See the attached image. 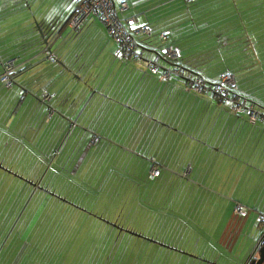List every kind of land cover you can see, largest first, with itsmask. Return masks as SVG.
Segmentation results:
<instances>
[{"label":"rangeland","instance_id":"1","mask_svg":"<svg viewBox=\"0 0 264 264\" xmlns=\"http://www.w3.org/2000/svg\"><path fill=\"white\" fill-rule=\"evenodd\" d=\"M35 2L36 3L32 2L28 9H26L24 5H19L13 9L11 7L13 0H0V55L6 54L11 59L20 55L21 52L17 53V50L28 44L25 38L19 39V37L23 34V31L30 28L29 23L35 20L34 15H42L49 13L50 11H52L51 15H55L57 12L56 9H59L60 2L63 3L64 0H50L48 3L43 0H35ZM54 3L58 4H56L53 9L52 6ZM3 5H5L4 8H2ZM12 9L13 11L11 12L10 10ZM23 10H26V14L28 15L22 14L21 12H23ZM38 10H40V12ZM28 16L30 21L25 22ZM183 35L184 34L170 36L166 43L159 41L157 35H153L150 40L153 41L154 44H157V47L159 46L157 48V53L164 56H166L165 45H180L186 43L185 47L187 50L185 55L191 56L190 64L195 69L194 74L196 75L195 77H191V82L192 79L194 82V78L199 77L200 75L201 77L203 76V81L207 82L208 80L204 78L205 76L209 79H214L217 75H220L222 71L233 69L232 71L236 75V81L239 82V86L243 89L241 91H247L241 93L247 94L258 101L264 100V43L258 45V53L253 54L252 52V57H249L246 54H241L239 50L236 51V48L228 50L229 47L226 46L227 43L223 44V48H216L212 43L188 41L186 37L181 38ZM190 43H192V46H189ZM203 46H205V49H202ZM229 46L235 47L232 44H229ZM147 51L146 56L149 61L152 56L154 57V52L149 51L148 53ZM171 58L174 59L176 57ZM12 61L15 62V60ZM166 63L167 65H176L174 62H165V64ZM252 64H256V66L254 65V67L250 68L246 67L247 65ZM145 66L148 71L146 76H148L149 68L147 64H145ZM166 68L169 69V67ZM143 70L144 67L142 65L140 71ZM174 71H169L171 77L174 76ZM175 73L181 74L179 71H176ZM59 76L60 75L57 74L54 78H58ZM68 78L66 91H71L75 86V83L70 82L72 78L70 75ZM218 80L214 81V83ZM87 81L88 85L96 84V86L99 87V93L102 95V98L106 97L104 95L105 92H112V95H115L114 100H116L117 97H121L120 93L115 90L117 88H122V86L120 84L115 86L117 82L114 80L113 75H97L95 80L93 77L89 76ZM133 87L137 89L138 86L132 85L130 89L133 90ZM8 90L9 89H5L4 92L6 93ZM13 90L14 91L10 93V96L6 97L4 100H2V98H4L5 95L3 96L0 92V104L3 101L2 105L4 106L3 112L0 115V132L6 131L5 138L8 136L11 139L13 138L11 135L12 130L17 134L19 128L27 129L34 121V118H32L34 111L25 114L23 108L21 110L18 108L14 115L7 116V112L9 114L12 107L13 99L16 100L19 96L18 92L15 89ZM156 91H159V89ZM201 93H204V91L199 94ZM13 95L15 98H12ZM95 96L97 97V95ZM96 97H93L91 103L97 101ZM238 97L240 98L238 101L240 104L243 100H248V97L242 94H238ZM20 99H18L19 102ZM249 100H251V98H249ZM18 101L17 104L19 106L20 103H18ZM52 104L56 109L54 115L50 118V123L48 124L49 130L51 131L50 136L54 135L53 128L55 126L58 133L62 132V135L64 134L63 137L69 136L67 141L70 138L71 139L68 144L66 141L61 150H64L65 152L71 151V156H73V158L69 155L66 156L67 160L64 165L67 170L60 172L62 176L70 178L68 186L69 190L67 191L68 187L61 189L60 186L62 184L58 181L56 193L64 195L68 200L80 205L83 209L96 217L98 220L84 213V218L86 220L89 219L92 225L98 227V229L92 231L88 235L85 230H81L79 235L76 236L72 235L69 230L65 231V228L59 226V228L55 230L57 234H60L59 239L54 238V241L52 243L50 242L47 246L51 254H48L49 264H199V257L207 259L212 263L216 262L219 264L225 262L226 264H234V261L237 262L238 242L241 239H244L245 242H247L249 237L252 239L256 235L253 226L255 222L257 223L256 216H258V214H254L251 210L258 209L259 207L261 208V202L264 198H259V195L264 193V158H257L258 153L252 148L254 141L251 142V140H249L248 134L247 139H245L246 131L244 127H242L244 131L240 138L242 146H237L235 149H227L226 153L223 152L221 154L220 152L218 156L219 159H217L216 162L206 163L205 156L202 158L200 157V154L197 155V160L201 158V160H204L205 162L201 167L202 173L197 171L200 165H191L193 147H189L187 152L189 154L188 157H191L186 159L188 162L187 168L189 169V166L191 165L193 173L187 171L182 173L180 172L182 169H179L174 173L173 177L175 181L173 182L172 187H164L162 192L164 194L163 196H166V192L169 195L167 198L169 200L172 199L171 196H174L176 190L180 188L182 183L183 185H181V187H185L189 190V192L193 194V198L196 197L193 204L191 202L190 204L184 205L182 210L175 214L183 222L182 227L185 228L183 234L188 235L179 237L180 239H184V241L186 240L185 243L183 241L173 244V246H168V244H166L168 241L165 240L163 244L168 246L166 247L160 242L162 236L158 235H155L156 239H158V241L155 240L157 241V245L152 244L154 241L142 243L140 242V239L134 240L132 239V236L127 233H122L119 241V234H117V239L115 242H112L113 237H110L109 235L111 234L112 228L115 229L114 232L117 230V233L123 228L116 225V223H113L115 218L117 220L120 217L119 223L126 227H128L129 223L132 221V217L129 216V211L132 207L136 211L137 206L134 199L136 196H140V193L136 191L138 185L144 186V190L149 192V194H146V199L151 207H157L159 202L164 199V197L162 199L155 194L156 188L159 184L154 186L155 183H145L143 179L144 172L142 170V164L145 163L144 160L148 158L144 157L145 149H142V146L137 142L144 139L145 143L148 137L140 135L142 128L137 130L135 139L131 136L136 129L135 125L138 126V124L142 122V120L140 122L134 121H137L139 116L145 118V114H138L136 112V114L139 115L137 117L136 114L131 113L129 120L123 122V118L119 119L117 116L118 107H113L111 111V118L113 120L111 122L113 123L111 126H109L108 123H104L100 126L102 121L98 120L96 113L91 116L90 114L86 115V112L82 115L79 113L76 117H74L73 114L72 116L75 120V125L72 127L69 125L68 117H65L64 119L62 118L64 117V113L68 112H65L66 109L64 106L61 103L58 104L57 100H53ZM246 104L251 105L253 102L245 101L242 105V109L245 110L243 114L247 115L246 111H249V108ZM71 114L72 113H67L68 116H71ZM62 119L63 123L58 128L57 125L61 123ZM147 119L149 118L147 117ZM5 121H9V123H6ZM257 122V124L255 123L254 130L258 127L262 128V126H260L261 121ZM197 124L198 122L195 124V127ZM162 126L168 127L167 124H163ZM252 126L253 125H251V127ZM15 127L18 130H15ZM150 131H152V129H150ZM72 134H74L73 137H71ZM94 134L99 136V140L96 145H91V156H89L87 161L80 166V171L76 172V168L79 167L78 163H80L78 160L81 157L84 148L88 147L89 141ZM0 135H2V133H0ZM24 135V137L27 136V130ZM151 140L153 143H161L164 149L160 152L159 149L155 150L156 147H154L155 152L152 155L156 158L159 153H161L159 155L161 157L167 154L169 155L168 152H165V150L168 149L169 144L167 138L161 137L159 132L157 133L154 131ZM12 142L13 141H10L8 144L11 145ZM6 144L7 140L5 139L4 143L0 146V160H5L7 167L14 166L17 159L9 161L10 156H7L5 153L10 151L11 146ZM42 145L43 142L41 141L38 144V148L41 149ZM133 147H138V149H136L138 152L128 151V149ZM94 151H110L109 153H112L113 156H118L116 160L115 158L113 159V164L110 161H105L102 174H104V172L108 173L107 183H105L101 189L100 187L98 188L95 182L96 177L93 179L95 175L91 172L87 173L91 168L95 170L99 164L98 162L93 163V160L91 159ZM151 151H153L152 148H149V152ZM84 157L85 155L82 156L83 159ZM128 157L129 160H137L136 172H133L129 166ZM40 158L43 159V157L37 156L34 166L37 170L42 163ZM7 161H9V163ZM75 161L76 163L78 162V165L76 164V166H74ZM100 168L101 166L99 169ZM28 169L29 167L23 171V176L32 177L35 182H39L40 184L46 183L51 185V176H49V173L43 178V170L40 171V168L38 171L32 172V175V170L29 171ZM69 170H75V173L70 174ZM190 170L191 168L189 171ZM164 171H168V176L173 175L171 168H168L167 166L164 167ZM184 173L185 175H188L187 177L185 176L186 178L183 175ZM83 175L86 178L85 182L82 178ZM161 178L162 176L159 178V181H156H163L164 179ZM70 188H74L75 190L79 188L81 195L77 197L73 196L70 192ZM4 191L5 186L0 184V211L6 208V204L7 210L10 207V201L5 203L6 199L3 198L2 202ZM29 198L30 196L27 199ZM173 202L174 201L168 202L165 200V204H167L168 208H171L173 205L176 207V203L173 204ZM42 203H45V207L51 206L50 203H52L53 206L56 205L53 200L49 203L48 198L46 201L44 198ZM240 203H246L245 205L248 206V211L246 212L247 216L234 214L235 206ZM46 211L48 213L49 209ZM29 212L30 210L25 213V216L21 221V224L23 223L22 227L21 224L15 227L18 225L17 219L13 225L8 228L7 234L5 230L0 233L1 236L4 233L8 236L2 243L0 242V264H23L24 262L25 264H44L45 259L43 258H40L38 261H36V258L35 260L33 259L38 254V245L35 244L38 243V241L30 236L27 237V234L29 233L27 227H32L31 230L37 227L35 226L36 216H34L33 213L31 214V217L26 218ZM79 213L80 212L75 211V216L79 217ZM99 220H101L103 224H109L111 228H106V225L102 227V222ZM68 222L69 219H66L67 224ZM20 227L22 229L19 231L18 229H20ZM13 228H15L16 231L9 234V231ZM68 228L71 230V226L68 225ZM130 229H133V231H143L144 233L147 232V230H141L140 226L135 225L130 226ZM23 246H25L23 250L25 256L21 260V256L19 255ZM167 248L173 250L170 251ZM28 254H30L29 259H27Z\"/></svg>","mask_w":264,"mask_h":264},{"label":"crops","instance_id":"2","mask_svg":"<svg viewBox=\"0 0 264 264\" xmlns=\"http://www.w3.org/2000/svg\"><path fill=\"white\" fill-rule=\"evenodd\" d=\"M43 1H47L48 3L50 0ZM68 1L69 0H64L63 3L60 2V6L62 7L59 6V9H56V13L63 12V8H65V4H67ZM19 2H21L22 4ZM32 2L36 3L35 0H13V4L11 5V7L13 9L19 5H24L27 7L30 6ZM113 2L116 5L121 3L126 4V9L124 13L120 14V18L124 22V26L128 30L127 32H131L132 28L127 23L125 24L124 20L126 18L135 16L138 19V24L141 27L150 28L153 32V35L166 33L167 37L164 41L165 43L170 36L184 34L181 38L186 37L187 40L191 42L201 41L212 43L216 48H223V44L227 43L226 46L229 47L228 50L231 48H236V51L239 50L241 54H246L249 57H252V52L253 54L258 53V45L264 43V0H194L191 2H186L185 0H113ZM56 4L58 3H54V5L52 6L53 9ZM4 7L5 5L2 6V8ZM72 7L73 4H71L69 11ZM13 9L10 11L12 12ZM38 11L40 12V10ZM51 12L52 11L42 15L35 14V20H33V22H35L37 26V24L40 23L43 18L51 16ZM21 13L24 15H28L26 14V10H23V12ZM71 13L72 9L70 11V14ZM69 15L64 19L63 24L59 27V29H57L56 38L52 41L53 44L51 46V51L54 52L58 59L60 58L61 61L67 63V65L72 69L80 66L82 69H80L78 73H84L87 76L93 77L94 80L97 75H113L114 80H116L117 82L115 86L120 84L122 88H117L115 90L120 93L121 97H117V99L114 100L115 95L113 96L112 92H105L104 95L106 97L102 98V95L99 93V87H97L96 84L90 85L89 89L85 86L76 85L72 88L71 94L68 96L67 100L62 104L66 109L65 112L68 111V114L71 113V110L66 108L68 102L73 96H78V94H80V92H82L83 90L88 91L89 94L91 93L90 97L84 104V108L87 106V109L85 111L86 115L90 114L91 116L92 114L96 113L98 120L102 121L100 126L108 122L113 123L111 122L113 121L111 118V111L113 107H118L117 116L119 117V119L123 118V122L129 120L131 113L136 114L135 111L131 110V106L129 105L137 107L138 110L144 107L147 109L149 108V113H146H148V115H151L152 119L154 117L156 121L147 119V117L142 118L141 116L136 114L137 117L139 116V119L137 121L135 120L134 122H140L141 120L142 122H140L138 126L135 125L136 129L133 131L131 136H133L135 139L137 130L142 128L140 135L148 137L145 143L144 139H142L140 142H137L142 146V149H145L144 157L148 158L144 160L145 163L142 164V170L144 172L143 179L145 183H155L154 186L159 184L155 191V194L159 198L163 199L164 197V194L162 193L164 187H172V184L175 181L173 176L177 170L182 169L180 171L182 173L184 171L193 173L191 165L195 164L196 166L200 165L197 171L202 173L201 167L203 166V164H205V162L204 160H201V158L197 160L198 154H200V157L202 158L203 156H205L206 163L216 162V160L219 159L218 156L220 152L221 154L223 152L226 153L227 149H235V147L237 146H242V144L240 143V138L242 132L244 131L242 127H244L246 131L245 139H247L248 134L249 140H251V142L254 141V147L252 146V148L255 149L258 153L257 158H264V117L260 118L259 120L261 121L260 126H262V128L258 127L256 128V130H254L255 125L258 122H256V124L253 125L252 128V124L250 125L249 123V116L247 118V115L243 113L240 116H233L231 110L232 103L229 101L216 100L214 97H212V95H210L208 91H204V93L201 94L191 92L189 90H186V84H184V82L182 81H161L160 79L147 80L146 75L148 71L145 64H147L149 68L150 63H146L145 59H143L147 57V50L148 53L149 51L154 52V57L152 56L150 60L152 59L154 61L153 63L157 62L159 64L158 66L162 70L163 74H167V72L174 69L179 70L180 68L182 69L184 75L195 77V69L190 64L191 56L185 55V52L187 50L185 47L186 43L180 45H165L166 56L161 54V56H158L156 54L157 52H155V48L152 47H136V53L139 58H137L134 63L127 64L121 59L118 45L114 40H110L109 36L107 35L106 29L96 17H90L85 22L83 28L80 30L81 32H76L72 31V29L67 25V19L69 18ZM28 21H30L29 16L25 20V22ZM33 22L31 21L29 25L31 26ZM229 44H232L235 47H230ZM189 46H192V43H190ZM23 48L24 47L19 48L17 50V53L21 52V54L15 56L19 71L16 75V79L12 85V88L5 93V88L0 82V92L3 94V96L5 95L4 98H2L3 96L1 97L2 100L10 96V93L14 91L13 89L18 92L21 98L20 102L18 101L20 105L18 106V104H16L17 107L15 105V107L10 110V115L7 112L8 117L14 115L18 108L19 110L23 108V110H25V114L34 111V115L32 116V118H34V125L31 124L27 129L19 128V130L15 127V130H18L21 133L22 138L29 140L33 137L32 132H35L34 130L38 129V123H40L41 120L40 114L49 110L45 122H48V120L54 115L56 108L52 104V102L57 98L58 104L60 103L58 97L62 93L66 92V84L69 79L68 76L71 74L67 69L68 67L63 66L60 63L56 64V66H51L50 64L43 62L44 54L42 50L37 53H27L28 50H25ZM202 49H205V46H203ZM169 50H171V53L173 55L176 54V58L172 59L167 55V52ZM7 58L9 57L6 54L0 55L1 65L3 64V62L7 61ZM165 62H174L176 65H167V63L165 64ZM142 65L144 67V70L140 71V67H142ZM254 65L256 66V64L241 66L250 68L254 67ZM165 66L169 67V69H167ZM232 70L233 69L224 70L214 79H209L206 76L204 78H206L210 82H214L218 80V78L222 74L226 72L231 73L234 76L236 84L235 93L237 95L242 94L247 96L248 100H246V102H253V104L249 105V107H251L252 109L251 111L258 112L264 116V100L258 101L256 99H253V97L248 96L247 94L241 93L247 91H241L243 89L239 86V82L236 81V75ZM57 74L60 76L58 78H54V76ZM83 78L85 79V77ZM132 85L138 86L137 90H139L140 88V90H143L141 93L142 99L140 97L138 99H132L131 91L136 90V88L134 87L133 90L130 89ZM157 89H159V91H156ZM153 92H160V95L155 99V97H151ZM95 95H97V97ZM93 97H96L97 101L91 103ZM147 97L152 98L149 103H146ZM12 98H15V96L13 95ZM249 98H251V100H249ZM2 102L0 104V115L2 114L4 108ZM67 113H64V117L62 118L64 119L65 117H68L69 125L73 127L75 125V120L72 116L73 113L71 114V116H68ZM63 119L61 120V123L57 125L58 128L63 123ZM195 121H204L206 124V129L203 127L199 128V125L194 127V131L192 132H194L196 138L193 139L191 137H187V134L191 132L190 128H193ZM156 122L162 124L166 123L167 126L169 124H173L177 131L168 129L167 127L162 126ZM6 123H9V121ZM46 126L47 125H42V128L39 127L38 132L40 130H45ZM33 128L35 129L33 130ZM47 128H49V126ZM149 128L152 129V131H150ZM26 130L27 136L24 137V133L26 132ZM56 131L57 130H55L54 132ZM154 131H156L157 133L159 132V135L161 137L168 139V149H166L165 152H168L169 155L167 154L161 157L159 156L161 153H159L157 158L152 155L156 149H159L160 152L164 150L161 143H153V141L151 140V136ZM50 132L51 131H49V133ZM63 135L62 132H56V134L54 133L53 143L48 147L47 151L48 154H53V156L51 157L48 165L44 162V159L40 158L42 162L39 166L40 170H62V172L67 170L64 163L67 160L66 156H71V151L65 152L64 150H61L69 137H63ZM73 136L74 134H72L71 137ZM94 138L96 139V142H94ZM54 140L57 141V143H55ZM69 140L67 141V144ZM98 140L99 136L97 134H94L89 141L88 147L93 144L96 145ZM10 141H12V139H8L6 145H9L8 143ZM56 146L57 148L53 150V148ZM154 147H156L155 150ZM189 147H193V153L191 154V156L193 157L191 159L192 164L189 166V169L191 168L190 171L187 168L188 162L186 161L187 158L191 157H188L189 154L187 152V149ZM149 148H152L153 151L149 152ZM136 149H138V147H133L131 149H128V151L138 152L136 151ZM109 152L110 151H94L91 159L93 160L95 158H98L99 153H106L107 156L102 158L103 161H110L113 164V159L115 158L116 160L118 156H113V154ZM82 156L79 158L80 160L78 162L80 163H78L79 167L76 168V172L80 171V166L82 165L81 160L83 159ZM71 157L73 158V156ZM127 159L132 171L136 172L137 160H129V157ZM36 160L37 158H35V163ZM152 163H155L160 167L159 178L162 176L161 179H164L163 181L158 182V177L152 180L149 179L148 175ZM181 163L184 164V168L180 165ZM165 166L171 168V172L173 173L172 176H168V171H164ZM74 173L75 170L72 174ZM87 173H89V171H87ZM107 175L108 173L104 172V174H97V177L95 176L96 178L93 177V179L95 178V182L98 188L100 187L101 189V187L105 183H107ZM183 175L184 177L188 176L187 174L185 175V173ZM82 178L85 182L86 178L84 177V175ZM67 179L68 177L66 178L65 176H62L58 173L51 175V186L54 188L55 193L58 181H60V184H62L60 186L61 189L67 188L69 186L70 180L68 182ZM181 185H183V183ZM181 185L180 188L176 190L174 196H171L172 199L170 200L167 199L169 195L165 192L166 196L164 197L163 201L159 202L157 207L150 206L146 199V194H149V192L144 190V186L138 185L136 191L140 193V196L138 195L134 199L137 206L136 211L133 209V207L129 211V216L132 217V221L129 223V225H138L140 226V228L143 227L144 229H149L152 227L153 223L156 222L158 225L157 227H159L160 231H162L167 226L175 224L178 228L176 230V234H178L179 236H188L186 234H183V231H185V228L182 227L183 222L175 214L181 211L184 205L190 204L191 202L193 204L196 197L193 198V194H191L185 187V189L181 187ZM68 190L69 187L67 188V191ZM70 190L73 196L77 197L81 195L79 188H77L76 190L74 188H70ZM7 195L8 192L6 191L2 197V202L5 196L8 197ZM59 195L64 196L61 194ZM260 197H264V193L260 194L259 198ZM165 200H167L168 202L174 201L173 204L176 203V207H174L173 205L171 208H168L167 204H165ZM245 204L246 203H240L239 205H242L246 209H248V206H246ZM70 211L71 210H69V212ZM75 211L80 212L79 210H74L73 212H71V216L67 224L69 226H71V224H73L79 218L75 216ZM251 211L254 214H258V216H256L257 219L259 215L264 216V198L261 202V208L259 207L255 210L252 209ZM8 213L9 212L7 211L6 204V208L0 211V223L6 221L9 218ZM83 214L84 213L80 212L79 216H83ZM152 220L154 222L152 224L149 223ZM259 225L264 224L260 223ZM253 227L255 231L260 228V226H257L256 222L254 223ZM4 230L7 234L8 228L0 227V233ZM30 230L31 228L28 227V232H30ZM67 230L71 232L68 227L65 228V231ZM6 234L4 233L2 234V236L0 234L1 243L5 238L8 237L6 236ZM9 234H11V231H9ZM255 239V237L252 239L249 237L248 241L251 242H245L244 239H241L238 242V259H236L237 262L234 261V264H245V260L252 251V248L256 242ZM35 244L38 245V254L33 259L35 260L36 258V261H38L40 258H43L45 259L44 264H49V255H51L50 250L46 247V249L40 252V243ZM24 248L25 246H23V249L19 255L21 256V260L25 256V254L23 253ZM29 258L30 254L27 255V259ZM198 260L200 261L199 264H219L216 262L212 263L209 260L200 257L198 258ZM23 264H25V262ZM220 264H226V262Z\"/></svg>","mask_w":264,"mask_h":264},{"label":"trees","instance_id":"3","mask_svg":"<svg viewBox=\"0 0 264 264\" xmlns=\"http://www.w3.org/2000/svg\"><path fill=\"white\" fill-rule=\"evenodd\" d=\"M79 1L80 0H72V1L69 0L67 2V4H65V8H63V12L56 13L55 15H51V16L43 18L42 21L37 24V26L33 22L32 25L30 26V28H28L22 32L23 34L19 37V39H21V38L26 39L28 45L24 46L23 49L28 50L27 53H31V52L37 53V52L42 50L43 54H44L43 55V62L50 64L51 66H56V64L60 63L63 66L68 67L67 69L71 74L70 76L72 77L70 82L75 83V86L76 85L85 86L89 89L90 85H88V81H87V78L89 76L85 75L84 73L83 74L78 73V71L82 68L79 66L75 69H72L70 66L67 65V63L61 61L60 58L58 59V57L54 54V52L51 51V46L53 44L52 41L55 40V38H56L57 29H59V27L63 24L64 19L70 14V11L72 9V13L69 15V18L67 19V25L69 26L71 16L73 15L75 8L79 4ZM21 2H19V3H21ZM112 2H113V0H112ZM71 4H73V7L69 11ZM113 5H114L116 10H119L120 4L116 5L113 2ZM25 8L28 9L29 6H27V7L25 6ZM124 11L118 13L119 19L121 20V24L123 26H124V22L120 18L121 17L120 14L124 13ZM131 18H135L137 20V27L147 28V27H141L138 24V19L135 16L130 17V18H126L124 20L125 24ZM85 22L79 28V30H77L76 32H79L83 28ZM147 29L149 30V34H142V33L136 34L135 31L128 32V33H130V35L133 36V41H134L133 45L135 46V52H137L136 47L141 48V47H145V46L155 48V52H157V50H158L157 48L159 46L157 47V44L152 43V41L150 40L151 37L153 36V32L150 28H147ZM125 30L128 31L126 28H125ZM107 35L109 36L110 40L115 41V39L113 38V36L111 34H109L107 32ZM160 35L161 34H157L158 40L161 42H164L160 39ZM44 41H46L47 43H44ZM115 43L119 47V44L116 41H115ZM119 51H120V48H119ZM47 53L51 54V59L48 58ZM120 54H121V59L124 62H126L127 64L128 63L131 64V63H134L136 61L135 60L133 62H129L123 58L121 51H120ZM156 54L158 56H161L159 53H156ZM13 59L15 60V62H14L15 69L12 72V75H13L12 79H13V83H14L15 79H16V75L18 74L19 70L17 68L18 64H17L16 58H13ZM13 59L7 58L6 60L10 61ZM143 59H145V61L147 63H150V61H152V59L151 60L149 59V61H148V57H145ZM7 61H5V62H7ZM5 62H3V63H5ZM155 64L157 65V72L151 73L150 67H149V75L147 76V80H149V79H151V80H159L160 79L161 80V76L163 75V72L159 68V66H158L159 64L157 62ZM176 71L181 72V74L175 73ZM2 72H3V64L0 65V74ZM173 75H174L173 76L174 81H177V82L182 81V82H184V84H186V82L190 81V79H191V76L184 75L182 72V69H180V68H179V70H175ZM83 77H85V79ZM173 77L169 76L168 79L170 81H172ZM176 77H182V78H176ZM199 78H203V77L199 76ZM207 82H208V85H210V86H212V84H215L214 82H210V81H207ZM66 88H67V86H66ZM140 89L139 90L136 89L135 91H131L132 92V96H131L132 99H138L139 97L142 99L141 93L143 90H140ZM235 90H236V87H230L228 89V95H226V96H220V95L216 94L211 87H208L205 90V92L208 91L210 93V95H212V97H214L216 100L231 102L232 103L231 107L233 109L234 105L236 103H238V102H236V100L237 99L240 100L238 95L235 93ZM70 94H71V91H66L65 93H62L58 97L59 102L61 104H63L67 100V98ZM90 95H91V93L89 94L88 91L83 90L82 92H80V94H78V96L75 95L71 98V100L68 102V105L66 108L71 110V113L74 114V117H76L79 113H80V115H82L87 109V106L85 108H83V107H84V104L86 103V101L88 100V98L90 97ZM159 95H160V92H153L151 97H155V99H156ZM148 97L146 99V103H149L152 99L151 97L150 98H148ZM18 99H20V96H18ZM18 99L13 100V105H12L11 109H13L15 107ZM55 100H57V98ZM139 101H142V100H139ZM245 101L246 100H243L241 102V104L240 103L239 104L242 106ZM128 105H129V103H128ZM246 105L249 108V111H246L247 112V118H248L249 113L251 112L252 109H251V107H249L248 104H246ZM129 106H131L130 107L131 110H134L138 114H140V113L145 114V117L149 116L148 118L152 119L151 115H148L149 110H150L149 108L147 109L144 107L145 109L140 108L141 110L140 109L138 110L137 107H135V106L133 107V105H129ZM82 108H83V110H82ZM146 109H147V111H146ZM48 111L49 110L42 112V114H40L41 120H40V123H38V129L34 130L35 128H33V130L35 132H32L33 137L31 139L27 140L25 138H22V135L19 131L16 134V132L12 130L11 135L13 136V138H12L13 142L11 145V149L8 153H5V154L7 156H10L9 161H14L15 159H17L16 164L14 166H8L7 167L6 161L0 160V173H1L0 184L5 186L4 193L6 191L8 192V195H7L8 197H6V196L4 197L6 199L5 203L10 201V207L7 210L9 212L8 213L9 218L6 221H3L2 223H0V225H1L0 227L10 228L17 219H18V225H16L15 227L19 226L21 224V221L23 220V218L25 216V213L28 210H30V212L26 216V218L31 217V214L33 213V215L36 216L35 226L37 228H33L32 230H30L29 234H27V237L30 236L31 238H35V240H37L38 243H40V245H41L40 252H42V250L46 249V247L50 244V242L52 243L54 241V238L59 239L60 234H57L55 232V230L58 229L59 226L63 227V228L68 227V225L66 223V219H70L71 212H73L74 210H79L81 213H86L87 215L94 217L90 212L83 209L80 205L68 200L65 196H60L59 194H56L54 188L51 185H47L46 183L40 184L39 182H35L32 177H25L22 175L23 171H25L28 167H29V169H28L29 171L32 170L31 175H32V172L38 171L34 167L35 166V158H37V156L43 157L44 162L47 165L49 164L50 159L53 156V154H48V152H47L48 147L53 143V136H50L51 132L49 133L50 130H49V128H47L48 124H49L48 122H50V119L48 120V122H45V119L48 116ZM146 112H148V113H146ZM243 112H245V110H242L241 113L235 114L232 110L233 116H240V115H242ZM259 116L260 117H258L256 122L259 121L260 118L264 117L260 113H259ZM152 121H156L154 117H153ZM197 122H198L197 125H199V128L203 127L206 129V124L204 121H202V122L195 121L193 128H190L191 132H189V134H187V137H191L193 139L196 138V136L194 135V132H192V131H194V127H195V124ZM156 123H158V122H156ZM111 124L112 123L108 122L109 126H111ZM158 124L161 125L162 123H158ZM42 125H47L46 126L47 129L42 130V131L40 130L38 132L39 127L42 128ZM167 128L174 130V131L176 130L173 124H169ZM55 130H57L56 126L53 128V131H55ZM56 132H54V133L56 134ZM0 133H2V135H0V146H1V144L4 143L5 139L8 140L11 138L8 136H6V138H5L6 131L0 132ZM37 133L40 137L37 135ZM40 133H41V135H40ZM181 134H182V132H181ZM41 141L43 142V145L41 146V149H39L38 144ZM54 142L57 143V141H55V140H54ZM90 147L91 146L84 148V150H83L84 153H82V155H85V157H84V159L81 160V164H84V162L87 161L88 157L90 156V153H91ZM56 148H57V146L54 147L53 150H55ZM106 156H107L106 153L105 154L99 153L98 158L93 159V163H95V162L99 163L98 167L95 170H93L91 168L89 170V172L93 173L95 176L99 173H102L103 166H105L104 165L105 162L103 161L102 158L106 157ZM9 161H7V162L9 163ZM52 162H53V160H52ZM77 163L75 161L74 166ZM180 165L183 166V168H184V164L181 163ZM100 166H101V168L99 169ZM40 171H42V170H40ZM73 171L74 170H69V173L72 174ZM60 172H62V170L61 171L60 170L54 171V170H45L44 169L42 175L44 177L48 173L50 174L49 176H51L55 173L62 175ZM67 180L69 182L70 178H68ZM70 192H71V190H70ZM52 193L55 195L53 196ZM29 196H30V198L27 199ZM31 196H32V198H31ZM44 198H45V201L48 198L49 203H50V201L53 200V202L56 203V205L53 206L52 203H50L51 206L45 207V203H42ZM47 209H49L48 213L46 211ZM69 210H71V211L69 212ZM94 219H97V218L94 217ZM99 221H101V220H99ZM119 221H120V217L117 220L115 218V221H113V223H116V225L123 227V228L119 233H117L118 232L117 230H116V232H114L115 229L112 228L111 234H109L110 237H113L112 242H115V240L117 239V234H119V236H118V241H119V238L122 235V233H126L125 230H128L130 232H134L136 234L141 235V237H138V236H135L134 234H130V236H132V239H134V240L140 239L141 240L140 242H142V243L150 242V241L144 239L143 237H145L147 239L149 238L153 241H155V240L158 241V239H156L155 235L156 236L157 235L162 236V239L160 240V242H162V244H163V242H165V240H167L168 246H173V244H176L177 242L180 243V242L184 241V239L181 240L179 238L180 236L178 234H176V230L178 228L176 227L175 224L167 226L164 230L160 231L159 227H157L158 226L157 223L152 220L149 222L151 224L154 222L151 228H149V229L145 228L144 229L143 227H141V230H147V232L144 233L143 231H136V230L133 231V229H130V225L128 227H126L125 225H121V223H119ZM22 225H23V223L21 224V227H22ZM104 225H106V228L107 227L111 228V226L109 224H103V222H102V227H104ZM21 227H20V229H21ZM30 228H32V227H30ZM20 229H18V230H20ZM97 229H98V227H94L89 219L86 220L84 218V214H83V216H79L78 220H76L73 224H71V232L70 233L72 235L77 236V235H79V232L81 230H85L87 232V235H88L89 233H91L92 231H96ZM15 231H16L15 228H13L11 230V234L14 233ZM156 242H152V244L157 245ZM185 242H186V240L184 241V243ZM167 249L170 251L173 250V249H169V248H167ZM175 251H177V250H175ZM179 252H183V251H179Z\"/></svg>","mask_w":264,"mask_h":264},{"label":"built area","instance_id":"4","mask_svg":"<svg viewBox=\"0 0 264 264\" xmlns=\"http://www.w3.org/2000/svg\"><path fill=\"white\" fill-rule=\"evenodd\" d=\"M186 2H191L194 0H185ZM126 9V4H120L119 10H116L112 0H80L79 4L75 8L73 15L71 16L69 26L73 31L79 30V28L83 25V23L89 19L90 17H96L101 24L104 26L106 31L113 36L115 41L119 44L120 51L123 55V58L129 62L135 61L139 56L135 52V46L133 45V36L130 35L125 30V26L121 24V20L119 19L118 13L122 12ZM127 24L131 26L132 31H135L136 34H149V30L147 28H139L137 27V20L135 18H131L127 21ZM166 33H161L160 39L162 41L166 40ZM48 58L51 59V54L47 53ZM169 57H176V54H172L171 50L167 52ZM154 61H150V72H157V65L153 63ZM1 65V62H0ZM15 66L12 60L3 63V72L0 74V82L3 84L5 89H11L13 85V75ZM170 74H163L161 76V81L168 80ZM208 87H211L213 91L220 95L226 96L228 95V89L230 87H235L234 76L226 72L222 74L219 80L213 84L212 86L208 85L206 81H203V78H195L194 82L192 80L186 82V90L192 91L194 93H200L205 91ZM239 99L237 100V102ZM243 107L236 103L233 107V112L241 113ZM259 113L255 111H251L249 114V123L254 125L256 120L258 119ZM95 139V138H94ZM96 142V139L94 140ZM160 175V167L152 163L149 170V179H155ZM247 209L242 205H236L234 209V214L245 216ZM264 224V216L259 215L257 219V224Z\"/></svg>","mask_w":264,"mask_h":264},{"label":"water","instance_id":"5","mask_svg":"<svg viewBox=\"0 0 264 264\" xmlns=\"http://www.w3.org/2000/svg\"><path fill=\"white\" fill-rule=\"evenodd\" d=\"M44 43H47V42L44 41ZM83 108H82V110H83ZM52 195L54 196L55 194L52 193ZM257 226L258 227L260 226V228H258L256 230V233H255L257 235V236H255V238H256L255 241L256 242H255V244H254V246L252 248V251L248 255L247 259L245 260V264H264V225L257 224ZM125 232L128 233V234H134L135 236L141 237V235L136 234V233H132V232H130L128 230H125ZM143 238L148 240V241H153V240L147 239L145 237H143ZM154 242H156V241H154ZM162 245H164V244H162ZM164 246H166V245H164Z\"/></svg>","mask_w":264,"mask_h":264}]
</instances>
